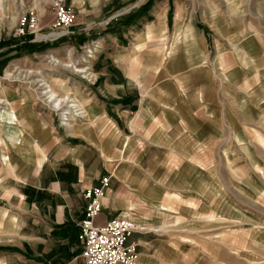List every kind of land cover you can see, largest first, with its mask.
<instances>
[{"label": "rangeland", "instance_id": "374dc122", "mask_svg": "<svg viewBox=\"0 0 264 264\" xmlns=\"http://www.w3.org/2000/svg\"><path fill=\"white\" fill-rule=\"evenodd\" d=\"M59 6L73 13L67 25L59 23ZM190 24L208 37L205 53L194 51ZM143 29L147 33L134 46L153 66L147 80L154 72L155 80L160 71L169 73V67L181 69L188 56L195 75L220 92L212 101L217 109H201L217 112L220 124L210 117L192 150L193 170L209 177L194 176L187 211L175 219L176 229L166 228L179 251L169 252L173 259L163 263L264 264V0H0V240L10 232L4 207L36 189L19 179L38 173L47 161L45 134L51 131L53 143L58 133L70 135V128L92 116L90 88L104 62L99 41L115 34L118 44L132 45ZM252 37L257 41L248 49L244 42ZM26 101L28 116L18 109ZM9 107L25 126L15 144L6 134Z\"/></svg>", "mask_w": 264, "mask_h": 264}, {"label": "crops", "instance_id": "0c3cea01", "mask_svg": "<svg viewBox=\"0 0 264 264\" xmlns=\"http://www.w3.org/2000/svg\"><path fill=\"white\" fill-rule=\"evenodd\" d=\"M190 25L192 45L197 46L194 51L205 53L208 37ZM145 31L136 32L132 45L118 44L115 34L99 41L104 62L96 72L97 85L90 88L92 116L84 125L70 128V135H54L53 143L49 144L51 131L49 135L44 132L47 161L38 173H26L19 179L36 189L28 188L30 198L20 193L16 204L4 207L10 232L1 236L0 264H83L77 239L85 204L82 191L108 171L112 175L94 223L103 224L115 215L132 218L136 228L128 240L136 245L137 264H164L179 251L166 228L176 229L175 219L187 211L185 202L194 195V176L201 181L209 177L205 171L193 170L192 150L195 142L202 141L201 130L210 124V117L213 124H220L217 112L206 115L201 110L205 106L217 109L212 101L219 99L220 92L218 88L210 91L211 81L195 75L194 58L188 56L181 69L169 67V73L162 74L157 68L158 79L154 72L147 80L153 66L145 61L140 45L134 46L142 42ZM256 41L252 37L244 44L252 49ZM233 66L239 67L235 62ZM18 109L28 116L29 101ZM8 238L10 245L2 241ZM175 242L180 243L179 239Z\"/></svg>", "mask_w": 264, "mask_h": 264}, {"label": "built area", "instance_id": "2783aa9c", "mask_svg": "<svg viewBox=\"0 0 264 264\" xmlns=\"http://www.w3.org/2000/svg\"><path fill=\"white\" fill-rule=\"evenodd\" d=\"M57 14L59 23L67 25L72 21L73 13L63 6H59ZM24 22L25 18L21 24ZM110 176L111 173L103 175L98 184L86 187L83 191L86 202L83 217L77 223L83 264H137L136 245L128 240L136 228L135 221L128 215H115L100 225L93 220L102 209L101 200Z\"/></svg>", "mask_w": 264, "mask_h": 264}, {"label": "bare ground", "instance_id": "6f19581e", "mask_svg": "<svg viewBox=\"0 0 264 264\" xmlns=\"http://www.w3.org/2000/svg\"><path fill=\"white\" fill-rule=\"evenodd\" d=\"M50 33L59 34L60 32H50ZM50 96L53 97L54 93H52ZM72 107L78 108L79 106L73 105ZM83 109L84 108H79L78 110L82 112ZM5 112L7 113V117L5 118L6 126H7L6 129L7 139L11 143L14 144L19 143L21 142L20 139H22L21 137L23 136L25 126L23 122L19 119V116L17 115L16 111H14L12 107H9ZM0 142H2L1 137H0ZM4 158L6 160L7 156L4 155Z\"/></svg>", "mask_w": 264, "mask_h": 264}]
</instances>
